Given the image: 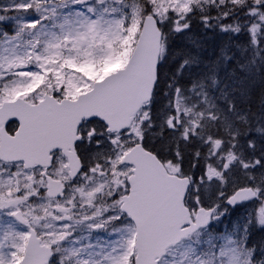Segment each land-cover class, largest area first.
Listing matches in <instances>:
<instances>
[{
  "label": "snow or ice",
  "instance_id": "snow-or-ice-1",
  "mask_svg": "<svg viewBox=\"0 0 264 264\" xmlns=\"http://www.w3.org/2000/svg\"><path fill=\"white\" fill-rule=\"evenodd\" d=\"M0 264H264V0H0Z\"/></svg>",
  "mask_w": 264,
  "mask_h": 264
},
{
  "label": "trees",
  "instance_id": "trees-1",
  "mask_svg": "<svg viewBox=\"0 0 264 264\" xmlns=\"http://www.w3.org/2000/svg\"><path fill=\"white\" fill-rule=\"evenodd\" d=\"M225 223H227V220L225 221Z\"/></svg>",
  "mask_w": 264,
  "mask_h": 264
},
{
  "label": "rangeland",
  "instance_id": "rangeland-1",
  "mask_svg": "<svg viewBox=\"0 0 264 264\" xmlns=\"http://www.w3.org/2000/svg\"><path fill=\"white\" fill-rule=\"evenodd\" d=\"M226 221V220H225Z\"/></svg>",
  "mask_w": 264,
  "mask_h": 264
}]
</instances>
